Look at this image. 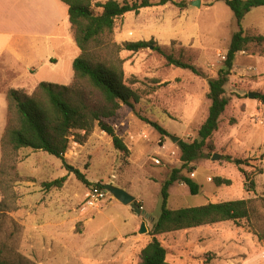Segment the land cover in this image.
<instances>
[{
    "label": "rangeland",
    "instance_id": "1",
    "mask_svg": "<svg viewBox=\"0 0 264 264\" xmlns=\"http://www.w3.org/2000/svg\"><path fill=\"white\" fill-rule=\"evenodd\" d=\"M173 1L187 5L181 9L168 3L164 9L158 8L162 11L151 9L134 16H185L184 12L189 10L186 26L192 35L169 42L150 36L127 37L123 34L122 18L114 39L119 44L154 39L165 53L194 65L201 75L167 65L154 48L138 53L123 51L126 82L140 100L133 107L123 106L111 123L129 154L118 151L112 138L98 128L84 144L72 142L64 162L42 152L20 150L9 164L14 171L8 172L11 186L3 204L5 195L0 192V248L7 260L15 262L23 257L34 264H138L142 250L153 240L151 232L161 214L162 185L174 169L183 165L178 143L198 139L211 105L207 97L209 81L222 69L232 36L239 30L233 12L224 2L201 0L198 9L188 6L193 0ZM242 28L245 35L264 36V7L247 14ZM69 31L73 35L70 26ZM55 57L60 58L56 54ZM63 61L56 71L45 68L25 79L0 68V168L1 139L8 124L7 91L32 94L39 79L63 81V75L71 70L69 60ZM250 94H256L255 98H249ZM261 95L264 96V43H253L236 56L226 86L230 105L212 144L189 166L191 171H183L198 183L200 192L192 195L185 184L176 183L170 189V209L264 200V175L252 174L256 169H264V104L257 99ZM143 120L158 124L167 135L162 136ZM234 160L247 163L238 167ZM76 171L92 184L125 187L135 196L144 215L137 216L131 207L110 194L98 208L84 210L90 188L77 179ZM243 172L252 174L254 192L248 191L250 183L246 185ZM62 178L65 181L60 185L47 186ZM217 179L230 181L231 185H217ZM143 222L148 232L140 235ZM211 229L213 234L226 235L229 250L220 252L218 240L195 247L185 243L189 235L181 231L158 236L170 250L168 262L195 264L190 257L193 252L203 255V260L209 259V264H235L234 244L240 243L238 239L244 235H253L245 222L241 227L227 222Z\"/></svg>",
    "mask_w": 264,
    "mask_h": 264
},
{
    "label": "trees",
    "instance_id": "2",
    "mask_svg": "<svg viewBox=\"0 0 264 264\" xmlns=\"http://www.w3.org/2000/svg\"><path fill=\"white\" fill-rule=\"evenodd\" d=\"M68 7V22L80 55L73 62L74 81L70 85L40 83L32 94L11 89L6 93L8 106V124L1 139L2 164L0 168V192L6 196L10 189L8 172L14 171L10 162L23 149L42 152L65 161L72 142L84 144L96 128L112 138L115 148L129 154L127 146L117 135L111 121L118 116L123 106L133 107L139 102L135 90L126 82L123 51L138 53L154 48L166 60L167 65L188 70L201 75L194 65L185 63L165 53L156 45V41L137 42L115 41V28L118 21L129 13L139 14L142 9L165 6L168 3L185 8L187 2L173 0H108L104 3L96 0H60ZM224 2L233 12L238 25L231 39L222 69L215 79L209 81L208 99L211 102L206 121L201 126L198 139L193 143L180 141L182 168L174 169L161 189V214L151 232L150 241L140 254L138 264H171L168 262L170 250L162 244L158 236L197 229L204 226L232 222L241 227L245 222L251 233L264 245V200L248 199L231 202L209 203L200 207L172 210L169 208L170 189L176 183L185 184L192 195H198L200 186L195 180L185 176L183 171H191L189 166L204 155V149L213 142L214 134L219 130L224 113L230 105L226 97V86L234 66L236 56L245 51L250 44L264 43V36H248L242 23L253 9L264 7V0H216ZM264 104V96L257 98ZM152 125L162 136L167 135L158 124L143 120ZM238 167L245 165L243 160H234ZM249 192H254L252 174L264 175V169H256L252 174L243 172ZM18 175V174H17ZM77 179L86 187H104L92 184L79 171ZM65 178L48 184V187L60 185ZM217 185H231L230 181L216 180ZM263 211V212H262ZM203 259V258H201ZM0 264H34L20 257L15 262L7 260L0 248ZM203 264H209L204 259Z\"/></svg>",
    "mask_w": 264,
    "mask_h": 264
},
{
    "label": "crops",
    "instance_id": "3",
    "mask_svg": "<svg viewBox=\"0 0 264 264\" xmlns=\"http://www.w3.org/2000/svg\"><path fill=\"white\" fill-rule=\"evenodd\" d=\"M165 6L142 9L138 15L151 9L162 11ZM160 7L163 8L158 9ZM188 11L184 12L185 16H134L137 14L129 13L123 17L125 19L123 34L127 37L150 36L158 40L166 39L168 42L171 39L190 36L191 31L186 26ZM55 54L60 58L55 57ZM78 56L79 49L69 31L68 7L60 0H0L2 72L12 70L17 78L25 79L27 75H36L45 68L56 71L62 67L63 60L67 59L71 70L63 75V81L62 78L56 81L39 79L34 84L37 86L46 82L69 85L74 79L73 62ZM117 187L130 193L125 187ZM184 233L189 235L185 243L195 247L218 240L220 252L229 250L226 235L213 234L211 226L186 230ZM236 236L238 237V234ZM238 240L241 244H234L237 250L236 259H233L235 264H264V245L255 236L248 234ZM191 254L190 257L195 264H203L204 260L201 259L203 255L193 252Z\"/></svg>",
    "mask_w": 264,
    "mask_h": 264
},
{
    "label": "water",
    "instance_id": "4",
    "mask_svg": "<svg viewBox=\"0 0 264 264\" xmlns=\"http://www.w3.org/2000/svg\"><path fill=\"white\" fill-rule=\"evenodd\" d=\"M188 6L190 7H194V8H201V0H193L188 2ZM256 96V94H250L249 98L254 99ZM174 142H177L178 139H173ZM218 156L214 157V160H217ZM104 188L109 192L110 195L113 196V198L118 201L119 203L123 204L124 206H129L131 207V209L135 212V214L137 216H142L144 215V211H142V209L136 204V198L131 195L130 193H128L126 190L119 188L115 185L112 184H108L106 186H104ZM147 228H146V223L143 222L141 224L140 230H139V234L143 235L146 234Z\"/></svg>",
    "mask_w": 264,
    "mask_h": 264
},
{
    "label": "built area",
    "instance_id": "5",
    "mask_svg": "<svg viewBox=\"0 0 264 264\" xmlns=\"http://www.w3.org/2000/svg\"><path fill=\"white\" fill-rule=\"evenodd\" d=\"M153 161L160 164L157 159H153ZM191 176L195 177V173H192ZM108 196L109 192L104 187H91L86 194L84 210L98 208Z\"/></svg>",
    "mask_w": 264,
    "mask_h": 264
}]
</instances>
